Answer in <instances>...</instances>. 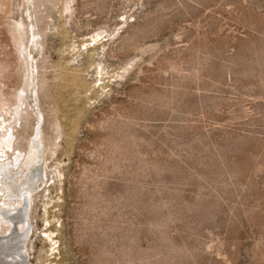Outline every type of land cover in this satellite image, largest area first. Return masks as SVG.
Masks as SVG:
<instances>
[{"label": "rangeland", "instance_id": "374dc122", "mask_svg": "<svg viewBox=\"0 0 264 264\" xmlns=\"http://www.w3.org/2000/svg\"><path fill=\"white\" fill-rule=\"evenodd\" d=\"M3 1L0 264H264V0Z\"/></svg>", "mask_w": 264, "mask_h": 264}, {"label": "bare ground", "instance_id": "6f19581e", "mask_svg": "<svg viewBox=\"0 0 264 264\" xmlns=\"http://www.w3.org/2000/svg\"><path fill=\"white\" fill-rule=\"evenodd\" d=\"M41 2V1H40ZM39 2V3H40ZM4 5V1L3 0H0V6L2 7ZM40 5H42V4H40ZM39 5V6H40ZM38 6V7H39ZM19 10V9H18ZM16 11V10H15ZM17 12V11H16ZM43 16V15H42ZM27 48V47H26ZM137 48H138V46H137ZM25 53H26V51H25ZM26 58H28V56L26 57ZM30 58V57H29ZM30 76L27 78V83H26V88L23 90V91H27V86L31 83V81H32V72L30 71ZM32 84V83H31ZM23 93V92H22ZM22 95V94H21ZM23 98L21 99V102H20V111H19V115L21 116L20 118L22 119L24 116H25V114H26V116H27V114H29L28 112H27V110H29L28 109V107H30L29 105H28V101L25 99V97L24 96H22ZM28 102V103H27ZM31 105V104H30ZM18 107V106H17ZM32 109V108H31ZM32 112H33V110H31ZM30 111V112H31ZM17 112V111H16ZM18 114V113H17ZM33 114H34V112H33ZM4 116V115H3ZM29 117V116H28ZM4 118H5V116H4ZM4 118H3V121H5L4 120ZM32 118H33V116H32ZM25 121V120H24ZM8 122H9V120H8ZM13 122V121H12ZM11 122V123H12ZM5 123V122H4ZM7 124V123H6ZM19 125H21V124H19ZM24 126V125H23ZM21 127V126H20ZM5 128H6V131H7V126L5 125ZM11 128V127H10ZM0 129H2V127L0 128ZM15 130V127H13L12 129H11V131L13 132ZM17 130V129H16ZM39 131V130H38ZM1 132V131H0ZM40 132V131H39ZM4 133H5V131H4ZM9 133V132H8ZM16 133H17V131H16ZM14 133H12V135H13ZM39 134V133H38ZM15 135V134H14ZM17 136V135H16ZM38 137V136H37ZM15 138V137H14ZM10 139V138H9ZM25 140V139H24ZM10 141V140H9ZM26 141V140H25ZM37 141H39V140H37ZM13 141H11L10 143H12ZM14 142H15V140H14ZM25 144H27L26 142H24ZM13 144V143H12ZM14 145H16L15 143H14ZM34 145L36 146V141H34ZM9 146V145H8ZM27 146V145H26ZM12 147V146H11ZM15 147H12L11 148V150H13ZM27 150V149H26ZM1 151V150H0ZM18 151V150H17ZM22 151V150H21ZM6 152V151H5ZM20 152V151H19ZM18 152V153H19ZM10 153V152H9ZM12 153V152H11ZM23 153V152H22ZM37 155V154H36ZM0 229H4V230H6L7 229V225L6 226H4L1 222H0Z\"/></svg>", "mask_w": 264, "mask_h": 264}]
</instances>
